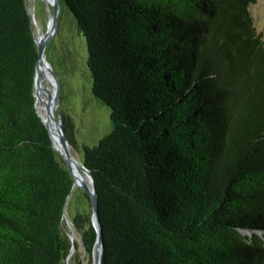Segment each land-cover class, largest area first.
I'll list each match as a JSON object with an SVG mask.
<instances>
[{
  "label": "trees",
  "instance_id": "trees-1",
  "mask_svg": "<svg viewBox=\"0 0 264 264\" xmlns=\"http://www.w3.org/2000/svg\"><path fill=\"white\" fill-rule=\"evenodd\" d=\"M61 1L111 110L110 134L82 146L101 264H264V234L249 233L264 231L256 0ZM34 39L27 0H0V264H81L64 226L73 180L35 110ZM89 207L71 224L93 255Z\"/></svg>",
  "mask_w": 264,
  "mask_h": 264
},
{
  "label": "rangeland",
  "instance_id": "rangeland-1",
  "mask_svg": "<svg viewBox=\"0 0 264 264\" xmlns=\"http://www.w3.org/2000/svg\"><path fill=\"white\" fill-rule=\"evenodd\" d=\"M59 1L55 30L46 43L44 58L59 86L57 111L59 114L68 115L73 121V146L70 145V155L77 163L83 164L82 146H97L113 130L111 110L92 93L93 80L87 66L85 39L78 32L76 21L65 3ZM51 3L52 0H27L36 39L45 34L50 18L54 15ZM249 12L256 32L264 39V0H256L250 5ZM40 76L42 88L51 91L46 78L42 73ZM43 99L47 100L45 96ZM57 158L61 161L58 154ZM89 206L84 192L74 187L66 202L64 226L74 244L69 259L75 257L81 264H94L93 255L86 253L71 220L76 213L90 210ZM251 232L264 234V231L254 230L249 233Z\"/></svg>",
  "mask_w": 264,
  "mask_h": 264
},
{
  "label": "water",
  "instance_id": "water-1",
  "mask_svg": "<svg viewBox=\"0 0 264 264\" xmlns=\"http://www.w3.org/2000/svg\"><path fill=\"white\" fill-rule=\"evenodd\" d=\"M51 5L54 8V15L50 18L47 30L43 36L39 37L38 39L36 38L34 39L38 51V59L35 65V75H34L35 110L40 120L42 121L43 125L45 126L46 130L48 131L53 149L61 158L63 164L65 165L67 171L69 172L73 180L72 189L74 187H78L88 197L92 212L91 225L93 226L96 232L95 248L93 252V262L94 264H101L102 249H103L102 228L98 216L97 198H96L94 180L91 175V172L83 164H79L76 161H74L72 156L70 155L69 152L70 144L65 137L63 131L62 119L57 111V103L59 100V86L57 80L55 79L49 68V65L47 64L44 58V49L46 43L49 41L51 35L55 30L56 14L58 12V0H52ZM29 15L31 17L30 11H29ZM31 21H32V17H31ZM41 63L46 67L53 81L51 84V91L46 90L47 101L45 102V112H46L45 119L41 118L40 115L38 114L37 103H36V94L40 88L39 79H38V69ZM55 144L58 146V149L55 147ZM84 176L86 180H84ZM245 233L249 235L248 232Z\"/></svg>",
  "mask_w": 264,
  "mask_h": 264
},
{
  "label": "bare ground",
  "instance_id": "bare-ground-1",
  "mask_svg": "<svg viewBox=\"0 0 264 264\" xmlns=\"http://www.w3.org/2000/svg\"><path fill=\"white\" fill-rule=\"evenodd\" d=\"M40 73H42L43 77L46 78V81H47L48 84H50V86H51L53 81H52L51 76L49 75L46 67L41 63V65H40V67L38 69V79H39L40 88H39V90H38V92L36 94V103H37V112H38V114L40 115L41 118L45 119L46 118L45 102L47 100L43 99V96H45V98H46V90H44L42 88L43 85H42V79H41ZM55 147L58 149V146L56 144H55ZM84 180H86L85 176H84Z\"/></svg>",
  "mask_w": 264,
  "mask_h": 264
}]
</instances>
